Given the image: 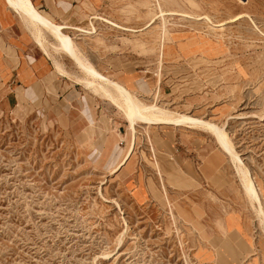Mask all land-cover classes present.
Listing matches in <instances>:
<instances>
[{
  "label": "rangeland",
  "instance_id": "rangeland-1",
  "mask_svg": "<svg viewBox=\"0 0 264 264\" xmlns=\"http://www.w3.org/2000/svg\"><path fill=\"white\" fill-rule=\"evenodd\" d=\"M32 1L89 30L66 32L135 99L223 129L259 200L208 124L137 121L133 131L52 34L47 54L0 0V25L9 12L16 20L0 27V264H264V0ZM26 57L67 77L41 76L23 97ZM103 147L112 161L99 163Z\"/></svg>",
  "mask_w": 264,
  "mask_h": 264
},
{
  "label": "bare ground",
  "instance_id": "bare-ground-1",
  "mask_svg": "<svg viewBox=\"0 0 264 264\" xmlns=\"http://www.w3.org/2000/svg\"><path fill=\"white\" fill-rule=\"evenodd\" d=\"M7 2L9 6L15 12H17L23 19H25L26 23L34 27L35 29L34 36L37 42L39 43V45L44 49V51L47 54H49V51L47 49L46 43L44 42L42 36H43L44 30H47L50 34H52V36L57 42V48L65 52L66 54L70 55L75 60L77 66L80 69H82L87 74V76H89V79L78 78V80L82 84H84L86 88H93V87L99 88L103 92L104 96L112 100L114 103L118 104V106L124 111L133 131L136 130L135 124L137 121L144 122L150 125L151 124H179L181 125L184 123H188L189 121H194L195 123H198V124L199 123L208 124L214 130V132L219 135L225 150L232 155L233 159L235 160L237 159V161H240V164H238L237 167H238V172L241 176L242 183L245 188L246 194L249 196V198L252 201L254 199L259 200V195L255 188L256 185L253 179L250 177L249 171L243 165L238 154H236L234 147L232 145V142L230 140V137L223 129H221L214 123L212 124V123L203 121L201 119L200 120L194 119L193 117L191 118L185 114H180L178 112L171 111L169 109L167 110L165 109V107L162 108L156 105H148V104H145L144 102H141L135 99L134 98L135 96L133 97L132 93L127 87H125L123 84L113 79L108 78L107 76L102 74L93 65V63L90 62V60L83 58V56H80L81 50L75 44L71 35L66 32V30L68 29H75V30L83 31V32H90L89 30H86L80 27H72L66 24L56 23L55 20H53L48 13L43 12L40 9H38L32 0H7ZM103 20L106 22L110 21L106 19H103ZM112 24L115 27H118L120 29L125 28L114 22ZM56 66H57L58 72H60L63 76H66L67 73L60 66V63L56 64ZM110 88L113 89L117 93L118 97L121 100V103L118 102L115 96H113V94L110 91ZM132 133L134 134V132ZM132 140L134 141L133 138ZM133 150H134V144L131 145V147L127 151L128 153L126 154L124 159H122L117 169L121 168L122 166L126 164ZM263 212L264 211L261 210L258 213L261 216ZM263 218L261 219L262 223H264Z\"/></svg>",
  "mask_w": 264,
  "mask_h": 264
},
{
  "label": "crops",
  "instance_id": "crops-1",
  "mask_svg": "<svg viewBox=\"0 0 264 264\" xmlns=\"http://www.w3.org/2000/svg\"><path fill=\"white\" fill-rule=\"evenodd\" d=\"M42 1L43 0H40V3H41L40 6L41 7H42ZM42 10L45 11V9H42ZM11 15H12L11 12H9L8 14H5V15L3 14L2 19H3V22H4V26L2 27L0 25L1 28L6 30L7 28L15 25V21L16 20L12 19ZM56 20L57 21H62V20H58V19H56ZM6 39L8 40V42L10 40L11 44L13 46H16L17 48L21 49V46H20L21 38H19V37L16 38L13 35V33L12 34L9 33V37L8 38L6 37ZM44 55L47 57V55L45 53H44ZM50 72H55L54 67H53V62L51 64V66H50L48 61L45 58H43V57L34 58V60H31L30 58H27V57L25 59L24 58L20 59V62L18 64V66H17V73H16L17 78H18V82L16 83V87L20 89V94H22L23 97H25V91L27 90V88L29 86H31L32 83L34 84L37 81V79H40L41 76H44V75H46V74H48ZM58 75H59V73H58ZM22 95H20V96H22ZM13 105H14V102H12L8 98L6 100H4V102H3L4 108H7V109L8 108H12ZM111 137H113V138H111ZM108 138H111V141H114V142L116 140V136L114 134L110 133L105 138L104 144L107 143ZM98 155H99V163L105 161L106 158L107 159L110 158L109 161L110 160L112 161V159H113V157L115 155V150L110 152V149H109V151H106L104 149V147H103L98 152Z\"/></svg>",
  "mask_w": 264,
  "mask_h": 264
}]
</instances>
